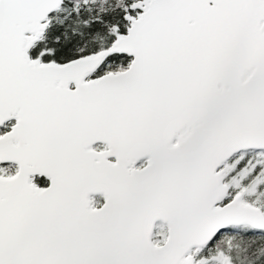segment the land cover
Returning <instances> with one entry per match:
<instances>
[{
  "label": "snow or ice",
  "instance_id": "obj_1",
  "mask_svg": "<svg viewBox=\"0 0 264 264\" xmlns=\"http://www.w3.org/2000/svg\"><path fill=\"white\" fill-rule=\"evenodd\" d=\"M0 264H264V0H0Z\"/></svg>",
  "mask_w": 264,
  "mask_h": 264
}]
</instances>
